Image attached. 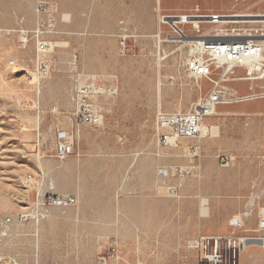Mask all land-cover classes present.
<instances>
[{"label": "rangeland", "instance_id": "374dc122", "mask_svg": "<svg viewBox=\"0 0 264 264\" xmlns=\"http://www.w3.org/2000/svg\"><path fill=\"white\" fill-rule=\"evenodd\" d=\"M194 13L264 15V0H0V263L96 264L114 248L123 264H198L191 241L226 237L243 228L239 218L253 225L249 209L264 213V118L240 112L249 101L220 105L201 139L158 142L157 115L190 110L210 87L204 81L200 92L185 70L190 48L172 38L176 18L161 19ZM216 25L179 27L204 35ZM223 25L243 32L264 23ZM77 81L105 87L91 101L92 122L74 116ZM228 85L234 99L264 91V80ZM60 129L75 142L63 160ZM44 195L77 203L45 208Z\"/></svg>", "mask_w": 264, "mask_h": 264}, {"label": "built area", "instance_id": "2783aa9c", "mask_svg": "<svg viewBox=\"0 0 264 264\" xmlns=\"http://www.w3.org/2000/svg\"><path fill=\"white\" fill-rule=\"evenodd\" d=\"M169 17L172 16H162V22L170 23L171 20L173 21V18ZM180 17L181 21L172 26L177 33L176 37L172 36V38L179 40L185 37H196L191 39L192 42L189 44L190 52L185 59V70L188 76L196 82L200 92L205 88L204 81L208 82L210 87L207 89V93L201 96L190 110L159 113L157 115L156 134L158 142L162 146L176 145L181 140L205 137L208 134L204 132L206 120L208 117L215 115L214 112L220 105L264 97V91L251 92L244 95L245 97L243 96L241 100L230 97L226 92L227 88L237 90L230 87L229 82L264 80V26L243 32L234 29L226 31L221 36H207L215 35L216 32L207 35H191L179 25L190 24L193 29L199 32L200 27H196L193 20L206 18L212 24H224L228 18L221 14L200 13L185 14ZM122 45L125 46V42H122ZM239 68L244 69V75H237ZM249 90H255L253 84L249 86ZM104 93L105 87L95 81L83 83L77 81L71 92V101L75 105L74 116L76 120L92 122L94 107L91 101L96 96ZM57 138V157L59 159H66L75 153L74 139L67 130H58ZM230 160V157H221L223 163H228ZM76 203L74 196L44 195L38 199V205L45 208L75 205ZM238 223L240 222L238 221ZM259 225V228L264 230V213L259 216ZM251 241L264 245V235L257 238L205 235L191 241V247L200 253L199 264H238L239 252ZM0 264L19 263L16 258L8 257ZM96 264H123V258L120 252L113 248L98 254Z\"/></svg>", "mask_w": 264, "mask_h": 264}, {"label": "crops", "instance_id": "0c3cea01", "mask_svg": "<svg viewBox=\"0 0 264 264\" xmlns=\"http://www.w3.org/2000/svg\"><path fill=\"white\" fill-rule=\"evenodd\" d=\"M250 100H253V101H250ZM250 100H245V101H249V102L245 103V105L246 104H252L253 106L251 108L242 107L240 112L243 113V115L248 114L249 116L251 115V116L256 117V118L257 117L258 118H261V117L264 118V97H260V98H256V99H250ZM254 100H257V101H254ZM255 104H257V107H254ZM258 136H259L258 142H260V141L263 142V144L260 145L261 150H259V153L261 152V154L264 156V132L262 135L258 134ZM231 160H232V158H231ZM262 172H263V174H262ZM259 175L261 177L264 176V170L261 171ZM260 181H262V180L260 179ZM252 215L254 216L253 225H248L247 228H245V229L244 228L243 229L233 228L230 231L226 230L224 235H226V237H236V238H241V237L257 238V237L263 236L264 230L259 228L258 219L256 218V215L254 213ZM260 215H262V214H260ZM260 215H258L257 217H259ZM243 220H244V218H243ZM243 220H242V224L240 227H244L246 225L245 220L244 221ZM258 251H260L262 253V257L264 260V245L259 243V242H255V241H251V242L247 243L242 248V250L239 252L238 264H258V262H257ZM197 253H198V255H200L199 252H197ZM198 264H199V256H198ZM263 264H264V262H263Z\"/></svg>", "mask_w": 264, "mask_h": 264}, {"label": "bare ground", "instance_id": "6f19581e", "mask_svg": "<svg viewBox=\"0 0 264 264\" xmlns=\"http://www.w3.org/2000/svg\"><path fill=\"white\" fill-rule=\"evenodd\" d=\"M181 16V15H180ZM178 17L175 21H174V23H172V26H174L175 24H178L180 21H181V17ZM234 17V18H233ZM232 20H230V19H227L225 22H224V24L226 23V24H228V23H230V22H232V23H239V22H244V23H250L252 20H255V21H258V22H264V15H261V14H256V15H254V14H248V15H241V14H238V15H235V16H232V18H231ZM206 20V18H202L201 20H199V18L198 19H196V20H193V22H194V25L196 26V27H200V22H202V21H205ZM78 22V21H77ZM52 24V23H51ZM76 24V23H75ZM223 23L222 24H218V25H216V26H214V31L216 32L215 33V35H207V36H221L222 34H224L226 31H227V29H225L223 26H225V25H223ZM185 26V25H184ZM76 28V27H75ZM78 28H79V25H78ZM213 28V27H212ZM39 30V29H38ZM211 33V32H210ZM247 34V33H246ZM196 35V34H195ZM26 38V37H25ZM194 38H196V37H185L184 38V43H186V44H190L191 42H192V40L191 39H194ZM24 39V38H23ZM26 40V39H25ZM187 46V45H186ZM57 47V46H56ZM39 48V47H38ZM64 49H66L65 47H64ZM46 51V50H45ZM159 85H158V92L160 91V89H161V83H158ZM114 92V91H113ZM116 94V93H115ZM113 98V97H112ZM185 104V103H184ZM184 106V105H183ZM170 107V106H169ZM181 108V107H180ZM160 109V108H159ZM217 110V109H216ZM215 113V112H214ZM72 119V118H71ZM70 123V122H69ZM72 127V126H71ZM74 127V126H73ZM213 130V129H212ZM70 131V130H69ZM204 132H205V134H206V132L208 133V126H205L204 127ZM79 140V139H78ZM170 146V145H169ZM37 162H39V160L37 161ZM228 172V171H227ZM228 174H230V173H228ZM262 185V184H261ZM232 186H230L229 185V188H231ZM245 187V186H244ZM239 188H241V187H239ZM246 188V187H245ZM256 188V187H255ZM222 189H223V187H222ZM241 189H243V188H241ZM231 190V189H230ZM226 192H227V189H226ZM233 192V191H232ZM229 193V192H228ZM238 193V192H237ZM236 193V194H237ZM234 194V193H233ZM246 194V193H245ZM248 194V193H247ZM255 194V193H254ZM239 196V195H238ZM241 196V195H240ZM232 197V196H231ZM249 197V196H248ZM257 197V196H256ZM259 198V197H258ZM223 199V198H222ZM229 199H230V197H229ZM220 198H217V200H215V202H220ZM232 200V199H231ZM260 200V199H259ZM230 201V200H229ZM229 201H227V203L229 202ZM226 202V201H225ZM231 202V201H230ZM233 203V202H232ZM260 203V202H259ZM229 204H231V203H229ZM238 204H240V203H238ZM255 204V203H254ZM261 204V203H260ZM226 205V204H225ZM258 205V204H257ZM217 206H218V204H217ZM230 207H231V205H229ZM234 206V205H233ZM168 207V206H167ZM224 207V206H223ZM229 208V207H228ZM225 210H226V208H224ZM261 206L260 207H258V213L261 211ZM213 210V209H212ZM211 209H210V207L209 208H207L206 209V216L208 217V216H211V213H210V215H209V211L211 212L212 211ZM218 210V209H217ZM224 210V211H225ZM57 211V210H56ZM239 211V210H238ZM241 211V210H240ZM52 212V211H51ZM243 212V211H242ZM237 213V212H236ZM53 214V213H52ZM56 214V213H55ZM253 214V209H249L247 212H246V216H250V215H252ZM240 215V214H239ZM35 216V215H34ZM52 216V215H51ZM54 216V215H53ZM233 216V215H232ZM245 216V215H244ZM256 216H257V214H256ZM206 217V218H207ZM224 217V216H223ZM36 220H35V224H34V229H35V231H37L38 233H40V227H41V217L39 216V215H37L36 217ZM45 218V217H44ZM209 218V217H208ZM229 218V217H228ZM206 220V219H205ZM249 220V219H248ZM45 221V220H44ZM47 221V220H46ZM210 221V220H209ZM237 221V220H236ZM244 221V220H243ZM192 222V221H191ZM239 222L242 224V219L241 218H239ZM248 222V221H247ZM45 224V223H44ZM236 224V223H235ZM245 224V223H244ZM247 225V224H246ZM244 226V225H243ZM236 227H237V225H236ZM242 228V227H241ZM244 229H245V226L243 227ZM242 228V229H243ZM240 229V228H239ZM238 230V229H237ZM42 233V232H41ZM190 245H191V243H190ZM1 254V253H0Z\"/></svg>", "mask_w": 264, "mask_h": 264}, {"label": "water", "instance_id": "95a60500", "mask_svg": "<svg viewBox=\"0 0 264 264\" xmlns=\"http://www.w3.org/2000/svg\"><path fill=\"white\" fill-rule=\"evenodd\" d=\"M169 18H178L177 16H172V17H169Z\"/></svg>", "mask_w": 264, "mask_h": 264}]
</instances>
